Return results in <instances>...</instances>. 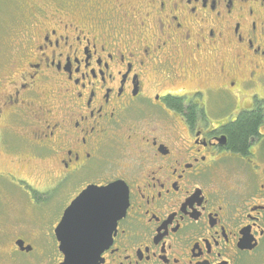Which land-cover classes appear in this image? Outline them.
I'll return each instance as SVG.
<instances>
[{
	"label": "flooded vegetation",
	"instance_id": "1",
	"mask_svg": "<svg viewBox=\"0 0 264 264\" xmlns=\"http://www.w3.org/2000/svg\"><path fill=\"white\" fill-rule=\"evenodd\" d=\"M31 1L0 147L32 151L45 188L0 171L20 190L0 264H264V0ZM112 184L123 215L61 242L70 204Z\"/></svg>",
	"mask_w": 264,
	"mask_h": 264
},
{
	"label": "rangeland",
	"instance_id": "2",
	"mask_svg": "<svg viewBox=\"0 0 264 264\" xmlns=\"http://www.w3.org/2000/svg\"><path fill=\"white\" fill-rule=\"evenodd\" d=\"M31 2H36L37 5L45 4L43 0H33ZM25 6V0H0V81L4 78L2 76L6 73L7 62H9L15 51L16 46L13 37L18 31L17 27L20 25L22 19H24V15L27 13V7ZM31 152L23 149L18 161L15 155L3 153L0 147V171L5 169L11 170L15 166L14 162L17 161L19 163L18 173L25 176L29 185H34V188L35 186L40 189L45 188L43 187L45 184L40 183V181L43 178L41 171L45 168L46 164L43 165L36 160L33 161L28 158ZM9 160H13L12 163ZM13 184L15 183H11L5 177L0 178V242H4L10 236L19 233L17 230H11L10 228L18 223V219L15 218L16 211H12L9 208V204H11L10 199L15 196L16 192L20 191ZM5 194L7 197H5ZM30 228L33 227L30 226ZM35 232L39 231L36 230ZM1 256L2 254L0 253V258H2Z\"/></svg>",
	"mask_w": 264,
	"mask_h": 264
},
{
	"label": "water",
	"instance_id": "3",
	"mask_svg": "<svg viewBox=\"0 0 264 264\" xmlns=\"http://www.w3.org/2000/svg\"><path fill=\"white\" fill-rule=\"evenodd\" d=\"M120 188L116 184L106 188L85 190L81 193L80 197L73 201L69 208L63 213L62 220L55 230V235L64 244L74 243L76 239L73 237V231L77 226L83 223L86 226L92 225V219H95V209L103 210L102 217L104 221L113 222L114 219L123 215L126 207V194L120 200ZM118 210V212H116ZM81 216H78L80 214ZM92 259V256L86 255L82 257H67L64 259V264H87Z\"/></svg>",
	"mask_w": 264,
	"mask_h": 264
},
{
	"label": "trees",
	"instance_id": "4",
	"mask_svg": "<svg viewBox=\"0 0 264 264\" xmlns=\"http://www.w3.org/2000/svg\"><path fill=\"white\" fill-rule=\"evenodd\" d=\"M250 127H244L246 133L248 134L250 132V130H248Z\"/></svg>",
	"mask_w": 264,
	"mask_h": 264
}]
</instances>
